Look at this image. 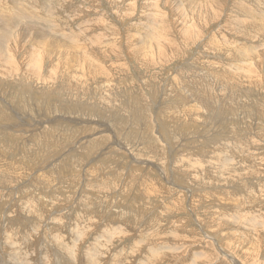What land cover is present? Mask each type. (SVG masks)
Listing matches in <instances>:
<instances>
[{"label": "rangeland", "instance_id": "1", "mask_svg": "<svg viewBox=\"0 0 264 264\" xmlns=\"http://www.w3.org/2000/svg\"><path fill=\"white\" fill-rule=\"evenodd\" d=\"M0 46V264H264V0H0Z\"/></svg>", "mask_w": 264, "mask_h": 264}, {"label": "bare ground", "instance_id": "2", "mask_svg": "<svg viewBox=\"0 0 264 264\" xmlns=\"http://www.w3.org/2000/svg\"><path fill=\"white\" fill-rule=\"evenodd\" d=\"M131 6V5H130ZM243 12V11H242ZM250 12V11H249ZM252 12V11H251ZM206 15V14H205ZM252 17V16H251ZM254 17V16H253ZM263 18V17H262ZM252 19V18H251ZM256 19V18H255ZM185 22V21H184ZM253 22V21H252ZM261 23H259V25H260ZM251 26H252V28H258V26H256L255 25V23H251ZM185 27H183V31H185ZM28 30V27H26V31ZM85 30V29H84ZM86 32V31H85ZM75 34V33H74ZM79 34H82V31H79ZM78 37L79 36H76V34L75 35H73V34H70V35H68V36H66V41H67V46L68 47H70V48H72V47H74V48H76V46H77V43L79 44V45H81L82 46V44H83V42L82 41H79L78 40ZM148 37H149V39H148V41H153L154 39H153V37H157L156 35H154V36H152V33H150L149 35H148ZM86 39V38H85ZM10 40V39H9ZM6 41H8V40H6ZM96 42H98V39H96ZM4 43V42H3ZM47 45V44H46ZM110 45V44H109ZM45 46V45H44ZM44 46H43V48H44ZM1 47V46H0ZM80 47V46H79ZM154 47V46H153ZM74 48H72V49H74ZM67 48H65V47H62L61 45H58V44H53V43H50L49 44V49H48V45H47V48L45 49L46 51H49V52H51V53H55L56 55L57 54H61V52H63L64 54H66L68 57H70L67 61L69 62H71V61H73V59H72V57H71V55H70V53L72 54V56L74 57V61L72 62V64L73 63H75L74 65H77V67H79V68H81V67H86L87 69H89L90 68V66H91V63L89 62V61H87L86 59H82L81 58V60L79 61L77 58H80V57H78L76 54H82V55H91L92 56V54H87L86 53V51L85 50H83V53H81L80 51H78V50H76V49H74V52L72 51V50H69V49H67ZM84 49V48H83ZM2 49H0V60H5V61H7V58L4 56V54H2V51H1ZM43 51V50H42ZM239 52V51H238ZM243 52L244 53H240L239 54V56L241 57V56H243L244 58H247V59H249L250 57H251V53L250 52H252L251 50H243ZM157 53V52H156ZM60 57H62V56H60ZM239 57V58H240ZM63 58V57H62ZM61 58V59H62ZM78 62H80V64L78 63ZM31 65H32V68H33V73H34V71L37 69V66H36V64H33V63H31ZM70 65V64H69ZM69 67H71V66H69ZM78 68V69H79ZM235 69H237L239 72H240V67L238 68V67H236L235 66ZM1 91V90H0ZM3 95V94H2ZM243 226V225H242ZM8 238H9V235H8ZM163 248V247H162Z\"/></svg>", "mask_w": 264, "mask_h": 264}]
</instances>
